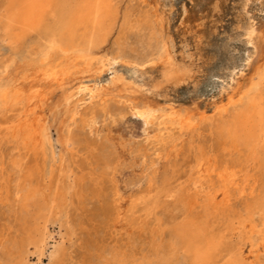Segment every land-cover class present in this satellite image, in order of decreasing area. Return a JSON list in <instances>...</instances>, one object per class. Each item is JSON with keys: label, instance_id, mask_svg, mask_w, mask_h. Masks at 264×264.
I'll return each instance as SVG.
<instances>
[{"label": "bare ground", "instance_id": "obj_1", "mask_svg": "<svg viewBox=\"0 0 264 264\" xmlns=\"http://www.w3.org/2000/svg\"><path fill=\"white\" fill-rule=\"evenodd\" d=\"M141 1L147 9L140 29L129 10L131 3L122 12L123 0H0V35L11 44L41 26L47 14L56 16L49 22L44 61L0 88L1 105L7 111H20L16 118L5 119L10 122L5 127L6 141L14 139L23 149L40 150L44 161L48 144L52 146L45 118L38 110L52 105L57 115L67 117L60 138L71 156L66 161L60 155L63 185L46 192L48 188L39 189L38 181L26 176L20 158L10 165V206L25 233L34 232L33 237L25 234L34 246L30 255L36 264H53L63 237L71 232L70 196L77 193L82 181L72 155L78 147L98 141L131 119L138 122L140 132L130 131L121 149L132 162L134 178L118 181L117 174L121 176L125 169L114 171L112 212L110 206L104 212L111 213L115 226H125L140 199H131L134 186L158 181L161 186L144 201L160 204L166 197L177 200L181 207L168 230L152 234L149 249L113 250L106 264H217L212 252L213 225L220 221L232 228L235 219L243 229L249 227L238 237V254L247 246L259 261L264 258V26L251 20L247 10L251 2L264 10V0H240L234 38L243 37L250 53L242 68H232L225 78L221 76L217 96L204 108L195 101L178 103L169 95L168 86L197 85V73L211 60L203 47L209 36L195 30V52L177 55L169 34L172 5L167 6L168 0ZM218 9L216 2L213 11ZM117 28L118 36L107 47ZM130 39L140 47L129 49ZM193 55L198 56L197 61ZM104 74L109 77L102 83ZM204 131L209 134L207 145L200 142ZM182 151L192 156L193 164L182 182L172 185L166 170L159 172L157 166L164 157L167 164L176 161ZM56 162L52 149L51 174ZM105 163L110 165L112 159ZM196 204L200 212L194 210ZM50 224L59 229V240L54 243H50ZM14 246L16 240L0 244V262L10 258ZM231 253L227 252L230 260L225 264H253ZM27 258L24 264H28Z\"/></svg>", "mask_w": 264, "mask_h": 264}, {"label": "rangeland", "instance_id": "obj_2", "mask_svg": "<svg viewBox=\"0 0 264 264\" xmlns=\"http://www.w3.org/2000/svg\"><path fill=\"white\" fill-rule=\"evenodd\" d=\"M55 1L57 3L60 0ZM216 2L219 4V12L213 11V5ZM130 3L129 10L138 19L137 25L141 29V26L145 24L143 11L147 7L141 0H131V2L123 0L120 7L122 12ZM239 3L240 0L167 1V6L172 5L169 34L177 55L183 51L185 55L195 52V30H203L206 36H209L206 39L208 43L204 42L203 47L204 53L211 57V60L203 66L199 74L197 73V85L194 86L193 82H187L177 87L168 86L169 95L174 97L178 103L190 104L195 101L199 103L200 107H206L210 99L217 96L221 76L225 78L232 68L238 70L243 67L245 57L250 53V46L245 44L243 37L234 38L236 33L233 26L240 11ZM247 14L251 20L264 26V10L261 11L256 3L251 2ZM55 19V13L47 14L41 26L26 33L12 44L4 41L0 35V88L13 78L22 76L27 70L26 68L44 61L48 52L49 22ZM141 31L144 32V30ZM144 33L146 34V32ZM117 36L118 28L110 37L107 47L111 46ZM128 41L129 49L140 47L138 42L132 39ZM193 58L197 61L198 56L193 55ZM198 64L202 65V61H198ZM222 67L223 70L218 71ZM108 77L109 74H104L101 82L105 83ZM80 104L82 103L80 102ZM84 106L82 104L81 107ZM19 112V110L7 111V107H3L0 102V168L3 165L0 177V244L7 239L16 240V246L11 250L10 258L3 259L0 264H24L26 255L28 264H36V258L30 255L34 246L28 243L25 235L30 233V236L33 237L34 232L31 229L28 232L27 225L28 233H25L12 206H10L12 198L8 191L11 186L10 165L12 161L20 158L23 167H25L26 176L29 179H36L39 189L48 188L45 191L49 192L52 188L63 185L61 177H59L60 155L64 154L66 161L71 156L70 152L64 150L60 138L64 124L67 123V117L57 115L52 105H47L42 111L38 110V114L45 118L52 146L50 148L48 144L45 161L40 150L23 149L14 139L6 141L5 127L10 122L5 119L6 117L10 120L14 119ZM62 120L64 121L62 122ZM130 131L140 132L137 121L132 123V120L128 119L125 123L112 128L98 141H92L86 147L80 146L76 153L73 152V162L77 166L75 171L81 175L82 181L81 186L75 190L77 193L73 192L70 196L68 215L72 223L71 232L68 236L63 237L61 251L53 264H106L109 262L108 258L113 250L131 253L140 252L142 248L149 249L152 244V234L162 235L164 231L168 230L171 219L177 215L181 207L177 200L171 201L169 198L162 197L160 204L144 201L153 196L156 188L161 186L160 181L155 185L143 182L139 186H134L131 199L137 197L140 199L138 205L129 212V221L125 226H115L111 213L104 212L105 206H110L109 210L112 212L110 190L113 187L111 178L114 171L120 172L121 168L125 169L122 170L124 172L121 171V176L117 174L118 181L134 178L131 172L132 162L123 155L121 149V142L127 141ZM208 136V132L204 131L200 142L209 144ZM182 140L183 143L187 142L185 138ZM52 149L57 162L54 164V172L51 174ZM109 157L112 159V163L106 165L105 159ZM192 159L191 155L182 151L176 161H169L168 164L164 157L158 164L157 170L159 172L166 170V175L172 185H176L182 182L184 172L193 164ZM130 203L131 201L127 202L124 209L129 208ZM197 205L199 204L195 205L194 210L200 212V207ZM138 224H141L140 228H136ZM233 224L232 228L220 221L213 225L214 247L212 252L217 264H225L227 259L230 260L227 252L237 254L248 263H263L264 258L260 257L259 261L256 260L249 253L247 246H244L240 255L238 254V248L241 245L238 242V237L243 236L249 227L243 229L237 219L233 220ZM49 228L53 236L50 243H54L59 240V229L57 225L52 226V224L49 225ZM25 250L26 252H24Z\"/></svg>", "mask_w": 264, "mask_h": 264}]
</instances>
